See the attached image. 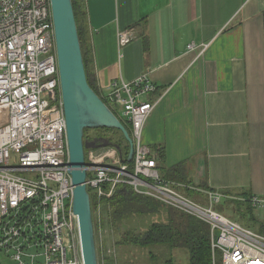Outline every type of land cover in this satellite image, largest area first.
<instances>
[{
    "label": "built area",
    "instance_id": "2783aa9c",
    "mask_svg": "<svg viewBox=\"0 0 264 264\" xmlns=\"http://www.w3.org/2000/svg\"><path fill=\"white\" fill-rule=\"evenodd\" d=\"M133 38L131 30L118 33L121 46ZM206 48L199 47L198 55ZM155 92L144 74L131 83L113 81L103 97L130 127L132 172L116 146L85 140L92 145L84 151L85 184L98 264L115 246L114 238L105 244L112 234L104 224L105 201L126 187L206 222L212 264L217 254L222 264H264V225L255 232L215 209L231 199L264 211V199L206 190L204 207L183 193L194 187L159 174L156 152L142 142L156 101L147 97ZM69 171L50 0H0V264H83Z\"/></svg>",
    "mask_w": 264,
    "mask_h": 264
},
{
    "label": "crops",
    "instance_id": "0c3cea01",
    "mask_svg": "<svg viewBox=\"0 0 264 264\" xmlns=\"http://www.w3.org/2000/svg\"><path fill=\"white\" fill-rule=\"evenodd\" d=\"M80 1L98 95L144 74L156 86L142 142L158 170L182 163L195 194L264 199V0ZM126 30L134 38L121 46Z\"/></svg>",
    "mask_w": 264,
    "mask_h": 264
},
{
    "label": "trees",
    "instance_id": "16d2710c",
    "mask_svg": "<svg viewBox=\"0 0 264 264\" xmlns=\"http://www.w3.org/2000/svg\"><path fill=\"white\" fill-rule=\"evenodd\" d=\"M71 2L87 82L97 93L91 72V51L88 45L85 6L80 0H71ZM101 99L116 115V111L108 105L107 101L103 97ZM122 123L130 132L128 124L124 121ZM94 131L97 134L94 136L95 138L91 137V139H101L110 145L117 146L121 151L122 158L127 161L129 146L119 130L98 128ZM89 132V129L84 131L85 140L89 139ZM157 152L161 161L164 160L163 150L158 149ZM127 163L130 172H132V162ZM182 169L183 165L181 163L166 172L159 170V174L164 179L193 187L192 183L188 182L182 175ZM199 188L201 190L208 189L203 185ZM183 192L188 198H192L195 194L187 188ZM222 194L245 199L250 197L246 193L233 191H223ZM105 202L104 207L109 208L107 214H110V217L106 218V220H109L110 225L108 227L105 222L107 225L105 226L113 231L115 237L114 243L118 252L116 264H131L126 260L124 253L128 252L130 248L144 251L147 264H177V262H181L177 255L180 252L184 254L185 261L179 264H212L210 227L206 222L150 197L138 195L130 187L118 189L113 198ZM223 203L227 207L235 205L239 208L243 206L246 212H253L249 204L245 202L227 199ZM216 210L223 211L221 206ZM150 218V223L144 224V220ZM240 219L245 222L244 214L240 216ZM107 264H115L114 259L109 257ZM216 264H222L219 254L216 256Z\"/></svg>",
    "mask_w": 264,
    "mask_h": 264
},
{
    "label": "water",
    "instance_id": "95a60500",
    "mask_svg": "<svg viewBox=\"0 0 264 264\" xmlns=\"http://www.w3.org/2000/svg\"><path fill=\"white\" fill-rule=\"evenodd\" d=\"M50 6L73 186L72 211L78 219L83 264H98L90 198L85 184L84 151L92 145L85 141L84 131L119 130L129 146L127 162L133 156V143L122 121L87 82L71 0H50ZM107 145L109 143L105 142L104 146Z\"/></svg>",
    "mask_w": 264,
    "mask_h": 264
},
{
    "label": "rangeland",
    "instance_id": "374dc122",
    "mask_svg": "<svg viewBox=\"0 0 264 264\" xmlns=\"http://www.w3.org/2000/svg\"><path fill=\"white\" fill-rule=\"evenodd\" d=\"M94 136H95V134L93 133L92 130H90V132L88 133V137L95 138ZM105 142L106 141L101 140V142H99V144L104 146V143ZM104 147H108V145L107 146H104ZM189 199L193 203H196V204H198L200 206H204V207L209 206V202L207 200L206 195H204L202 193H196V194L193 195L192 198H189ZM220 206L223 209V211H221V212L225 216H227V217H229L231 219H234V220L238 221L244 227H248V228H250L251 230H253L255 232H260L261 231L262 226L264 225V211H255L254 210L253 212L252 211L251 212H246L245 211V207H243V206H241L239 208L236 207L235 205L232 206V207H227L223 203V201L221 202ZM220 206H216L215 209H217ZM243 214L245 216V222L241 221V219H240V216L243 215ZM109 215L110 214H108L107 217H110ZM150 220H151V218L144 220V224L150 223ZM104 221L107 223V225L109 227V225H110L109 224V220L104 219ZM106 223H104V224L106 225ZM109 230L111 231V229H109ZM111 238H115L114 237V234H113V231H112V234L109 233V235L107 237V240L105 241V244L107 243V241L109 242V240ZM124 253H125L126 260L128 262H131V264H147L146 254H145L144 251H141V250H138V249L137 250L136 249H131L130 248L128 250V252H124ZM117 254H118L117 247L114 246V249L112 250L111 255L108 256V258L109 257H112L114 259V261H115V264H116ZM177 255H178V258L181 260V262H184L185 261V258H184V254L183 253L180 252ZM181 262H177V264H179ZM99 263L100 264H107V260L105 262V260L103 261V260H100V258H99Z\"/></svg>",
    "mask_w": 264,
    "mask_h": 264
},
{
    "label": "flooded vegetation",
    "instance_id": "af4514ba",
    "mask_svg": "<svg viewBox=\"0 0 264 264\" xmlns=\"http://www.w3.org/2000/svg\"><path fill=\"white\" fill-rule=\"evenodd\" d=\"M93 131V133L96 135L97 133L94 131V130H92Z\"/></svg>",
    "mask_w": 264,
    "mask_h": 264
}]
</instances>
